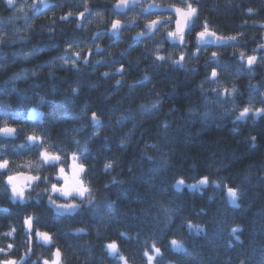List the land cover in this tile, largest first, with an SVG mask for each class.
I'll return each mask as SVG.
<instances>
[{"label": "trees", "instance_id": "16d2710c", "mask_svg": "<svg viewBox=\"0 0 264 264\" xmlns=\"http://www.w3.org/2000/svg\"><path fill=\"white\" fill-rule=\"evenodd\" d=\"M117 1L14 0L9 7L0 0V108L6 109L0 127L17 129L14 137L0 136V160L9 161L0 172V260L51 264L58 248L60 264H124L106 248L115 242L127 264H148L145 251L154 255L152 264H264V114L253 118L264 108V0H149L198 11L185 35L183 66L173 63L181 46L166 37L173 25L149 34L140 9L134 10L140 18L113 34L112 22L126 18L115 13ZM205 24L229 42L197 44ZM251 56L257 59L249 65ZM224 89L232 95L217 97ZM249 106L246 120L237 121ZM93 112L101 120L95 137ZM28 135L43 137L49 152L64 157L88 148L80 159L91 205L62 215L48 202L43 189L57 182L56 173ZM107 162L113 167L106 172ZM61 163L67 167L66 159ZM3 172L41 179L22 202L10 194ZM204 177L203 191L173 187ZM228 187L237 189L239 207L230 203ZM237 226L240 241L230 235ZM37 232L49 233L51 243ZM173 239L185 250H173Z\"/></svg>", "mask_w": 264, "mask_h": 264}, {"label": "snow or ice", "instance_id": "6c2138e0", "mask_svg": "<svg viewBox=\"0 0 264 264\" xmlns=\"http://www.w3.org/2000/svg\"><path fill=\"white\" fill-rule=\"evenodd\" d=\"M7 4L9 7H12L14 5V0H6ZM128 0H118V4L116 5L117 8H120L121 6H127ZM35 7V5H33ZM187 12L184 11L182 8H175V13L180 17V19L175 20V30L174 31H168L166 33V37L170 38L172 40L173 44H179L181 46V54L179 56L178 60L173 61L174 64L178 66H183V61L185 60V52L187 49V42L185 39V29L187 28L189 31L192 30L191 27H189V20L196 15L197 10L191 6V4L187 5ZM17 11H22V9H17ZM81 18L83 17V13L80 14ZM61 19H67L66 16H62ZM171 23V20L167 22H162L160 20H151L148 24L145 25V27L149 30V34L155 30H157V26H160V28L168 26V24ZM193 21V25H194ZM121 21L120 20H114L111 24V29L113 31V34H115L118 29L120 28ZM141 35H144V33H141ZM206 37H211L214 38L216 41L223 42V38L219 37L216 35L215 32H210L208 30L207 24L203 26V30L199 31L197 33V40L196 43L200 44L202 43ZM100 51V49H97ZM200 52V48L197 47L195 50L191 53V55L195 56L198 55ZM91 55V52H89V56ZM212 55L215 57L216 53L213 52ZM75 56L77 59H80V53L77 52L75 53ZM166 57L164 55H157L156 60L158 61H164ZM241 60L244 59L243 55L240 57ZM257 58L255 56H251L247 58V63L249 65H252L253 62ZM85 64L88 63L87 58L84 59L83 61ZM64 64H67V58L64 59L63 61ZM76 61H72V66L75 67ZM118 71L123 72L124 68L121 66ZM105 76L108 75L107 72L104 73ZM218 73L215 69L211 71L210 80H215L217 77ZM147 79V77L145 78ZM120 81H117V84H119ZM203 87V85H201ZM74 92L76 91L75 89L73 90ZM215 91V89H214ZM232 93H235V89L233 88ZM232 93H229L227 89H224L223 92L217 91L216 95L217 97H227L232 95ZM43 100V98H41ZM234 103V101H233ZM158 105H154L153 107H157ZM235 110V109H233ZM252 112L251 106L249 107H244L240 112L239 115L236 117L237 121H244L248 117L249 113ZM261 114H264V108H259L256 109L255 112L253 113V118H259ZM207 116L208 113H205ZM91 123L96 131L93 132V137L99 136V128H100V121L97 116L96 112L92 113L91 116ZM164 127H167V124L164 125ZM17 129L14 127L10 126H3L0 127V136H5V137H14L16 135ZM255 140V137L252 138ZM26 140L31 142V145L34 146L43 160V162L47 165H49L51 168L55 170V181L57 182H52L50 183V187L43 189L47 195V200L48 202L53 205L59 212L60 214H75L76 212L81 210V207L83 204H92V197L90 195L91 193V188L90 186L86 183V172H87V165L85 162L81 161L80 156L84 155L88 152V148L84 147L82 150H78L80 152V155L77 154V152H72L70 155H67L66 157L62 156L59 152H49L48 148L45 147L44 144V139L43 137H37L36 135H28L26 137ZM77 144H79V141H76ZM125 141H121V146H124ZM254 146V145H253ZM23 147V145H21ZM62 159H66L67 161V167L65 166L64 163H61ZM151 159V157H149ZM9 161L7 159L0 160V172L3 170H6L8 168ZM113 167L112 162H107L104 165V170L107 172ZM69 170L71 172V175H69ZM4 175H6L7 179V184L10 185L11 187V193L14 197H18L22 202L24 201L25 198V191L26 188L24 186L18 187L15 181L18 179V177L13 176L11 174H7V172H3ZM41 178L40 176H28L26 177V185L28 181L36 182L39 181ZM62 181V183H58ZM44 182L47 184L48 183V178H44ZM114 183L116 181H113ZM209 184L208 178L204 177L200 179L197 183L195 184H185V181L183 179H180L176 181V183L173 185V187L177 191H181L183 188H187L190 191H203L205 187H207ZM217 188L220 187L219 184H215ZM30 187V185H29ZM61 197L63 198L64 202H57V199L55 197ZM227 197L229 198L230 203L232 204L233 207H239V204L236 203L238 199V191L237 189L228 187L227 188ZM77 198L78 201L77 202ZM62 210V211H61ZM32 221L33 218L31 216L25 217L24 223L27 225L28 230L30 231L32 228ZM188 227L190 230H195L197 234L203 232V228L199 226H194L192 224H188ZM81 231H83L81 229ZM242 231V229L237 226L231 229L230 235H232L236 241H240L239 235H237L238 232ZM10 235V233L6 234ZM36 235L42 239L46 243H51L52 237L49 235L47 232H37ZM123 235V234H122ZM170 244L173 247V250L175 251H184L185 249L183 248L182 244L178 242L177 240L173 239L170 241ZM13 245L9 244L8 248L11 249ZM106 248L110 250V254L113 256H116L118 260H122L124 264H127L126 258L123 256L118 255V245L115 242L109 243L106 245ZM153 252L155 255H161L160 249L155 246V244L152 245ZM5 250L3 248H0V252H4ZM5 255H7L5 253ZM54 257L56 258L51 262V264H60V256L61 252L57 248L55 252L53 253ZM144 255L147 256L148 258V264H152V261L154 260V255H150L149 252L145 251ZM0 264H17V262L11 258H6L3 260H0ZM43 264H50L48 260H44Z\"/></svg>", "mask_w": 264, "mask_h": 264}, {"label": "water", "instance_id": "95a60500", "mask_svg": "<svg viewBox=\"0 0 264 264\" xmlns=\"http://www.w3.org/2000/svg\"><path fill=\"white\" fill-rule=\"evenodd\" d=\"M141 1L142 0H128L127 6H121L120 8H117L116 7V5L118 4V2H117L114 5V10L117 13L125 14L131 8H133V7L137 6L138 4H140ZM175 8H180V7H177L176 5H171V4L162 5V4H159L157 2H151L150 4H148L145 7V9L143 11H144L145 14H171L176 19H180V17L175 13ZM182 9H184V8H182ZM187 10L188 9H184L185 12H187ZM197 17H198V13L196 12V15L194 17H192L189 20V22H188L189 23V27H192L193 26V21L195 22V20L197 19ZM123 25H124V23L121 22L120 28ZM187 31H188V29L186 28L185 29V32H187ZM228 42H229V40L226 39V38H223V42H220V41H216L214 38L206 37L205 40L201 44L202 45H205V44H215L217 46H220V45H224V44H226ZM99 121L101 123V120H99ZM28 176H32V175H29V174H26V173H22V174L17 175L18 179L16 180V182L18 183V185L19 186H27V185L34 184L35 182L28 181L27 182V185H26L25 180H26V177H28Z\"/></svg>", "mask_w": 264, "mask_h": 264}, {"label": "rangeland", "instance_id": "374dc122", "mask_svg": "<svg viewBox=\"0 0 264 264\" xmlns=\"http://www.w3.org/2000/svg\"><path fill=\"white\" fill-rule=\"evenodd\" d=\"M148 4V2H146V5ZM16 6H18L19 7V5L18 4H16ZM87 18H89V19H95V20H97V21H100L101 19H102V16L100 15V14H98V13H95V14H90L89 13V16H87ZM138 18H140V16H139V14L138 13H134V12H130L129 14H128V16H126V18H122V19H124L125 21H127V22H135L134 20H137ZM117 19H120V18H117ZM116 19V20H117ZM159 19L160 20H163V21H165V22H167V21H169V19L171 20V23L170 24H168V25H172L173 23H174V21H173V19L171 18V17H169V16H162L161 18L159 17ZM167 29V26L166 27H163V28H159V31L160 32H162L163 30H166ZM116 33H118V32H116ZM169 40H171L170 38H169ZM172 41V40H171ZM3 110H6L5 108H0V111H3ZM39 115V113L38 112H34V117L35 118H37V116ZM40 117V116H39ZM69 175H71V172H70V170H69ZM16 198H18V197H16Z\"/></svg>", "mask_w": 264, "mask_h": 264}, {"label": "flooded vegetation", "instance_id": "af4514ba", "mask_svg": "<svg viewBox=\"0 0 264 264\" xmlns=\"http://www.w3.org/2000/svg\"><path fill=\"white\" fill-rule=\"evenodd\" d=\"M159 17H160V16H155V15H153V16L148 17V19H149L150 21H151V20H160ZM160 18H161V17H160ZM150 21H149V22H150ZM160 21L165 22V21H163V20H160ZM125 22H126V21H125ZM159 28H160V26L157 27V29H159ZM153 33H154V32H153ZM153 33H152V34H153ZM18 187H19V186H18ZM9 188H10V185H9ZM0 209H1V206H0Z\"/></svg>", "mask_w": 264, "mask_h": 264}, {"label": "bare ground", "instance_id": "6f19581e", "mask_svg": "<svg viewBox=\"0 0 264 264\" xmlns=\"http://www.w3.org/2000/svg\"><path fill=\"white\" fill-rule=\"evenodd\" d=\"M222 38V37H221Z\"/></svg>", "mask_w": 264, "mask_h": 264}]
</instances>
